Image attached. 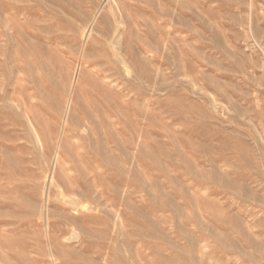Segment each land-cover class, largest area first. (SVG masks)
I'll return each mask as SVG.
<instances>
[{
  "label": "rangeland",
  "instance_id": "rangeland-1",
  "mask_svg": "<svg viewBox=\"0 0 264 264\" xmlns=\"http://www.w3.org/2000/svg\"><path fill=\"white\" fill-rule=\"evenodd\" d=\"M0 264H264V0H0Z\"/></svg>",
  "mask_w": 264,
  "mask_h": 264
}]
</instances>
